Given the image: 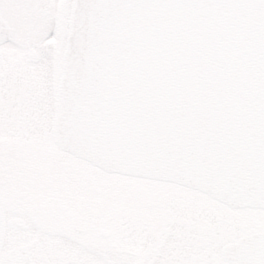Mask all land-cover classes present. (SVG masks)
Here are the masks:
<instances>
[{"label": "water", "instance_id": "water-1", "mask_svg": "<svg viewBox=\"0 0 264 264\" xmlns=\"http://www.w3.org/2000/svg\"><path fill=\"white\" fill-rule=\"evenodd\" d=\"M70 8L53 143L108 175L264 211V0ZM12 36L0 18V46ZM7 227L24 228L0 208V256ZM221 258L264 264V234L225 246Z\"/></svg>", "mask_w": 264, "mask_h": 264}, {"label": "rangeland", "instance_id": "rangeland-1", "mask_svg": "<svg viewBox=\"0 0 264 264\" xmlns=\"http://www.w3.org/2000/svg\"><path fill=\"white\" fill-rule=\"evenodd\" d=\"M71 4L55 0L50 15L43 14L47 9L15 3L1 6L15 33L0 47V197L16 211L32 210L29 201L55 208L66 205L97 248L60 249V238L49 234L46 224L41 230L32 218L18 215L29 228L5 233L0 264H57L51 256H62L63 251L68 252L65 264H224L219 254L223 246L249 229L264 232V211H231L175 185L106 175L65 156L53 144L48 126L68 28L58 24L54 42L42 43L35 32L40 26L52 29L56 9L64 8L69 17ZM32 50L40 55L38 63L28 59ZM44 172L51 175L50 188L42 186ZM59 176L65 182L60 188L63 200L54 195ZM29 177H34L29 195L14 196L8 179H17L24 192ZM102 232L109 241L96 238Z\"/></svg>", "mask_w": 264, "mask_h": 264}, {"label": "flooded vegetation", "instance_id": "flooded-vegetation-1", "mask_svg": "<svg viewBox=\"0 0 264 264\" xmlns=\"http://www.w3.org/2000/svg\"><path fill=\"white\" fill-rule=\"evenodd\" d=\"M0 10H1V6H0ZM56 10L58 12L56 14L55 13L53 14L54 15V18H53V22H52V25H51V28H52L51 30L52 31H53V29L57 28V25L58 24L62 25L63 27H66V28H67V24H68V20H66L67 19L66 18L67 17V13L65 12L64 8L61 9V12L58 9H56ZM43 14L50 15L52 13H51V11L49 9H47L46 12H43ZM68 16H69V14H68ZM0 18L13 31V36H12V39H13L14 33H15L14 32V29L9 26L8 22L6 21V19L2 16L1 12H0ZM67 33H68V31H67ZM55 37H56L55 35L52 37L53 42H54V38ZM8 43H6V44H8ZM6 44H4V45H6ZM4 45H2V46H4ZM2 46H0V47H2ZM31 55H34V58H30ZM53 55L54 56L55 55L57 56L58 53L53 52ZM28 59H29L30 62L38 63V61H39L38 59H40V55L36 51H33L32 50V51L29 52V58ZM52 107H53V103H52ZM52 116L50 117V120H49V126H48L49 129H51V119H52ZM50 133H51V130H50ZM51 139H52V135H51ZM58 150L62 154H64L65 156H69V155L63 153L62 150H60V149H58ZM40 177L42 179V186L44 188H50V182L52 181V180H50L51 175L49 173L47 174V172H44L42 175H40ZM32 178H34V177H29L27 179L30 182V184H27V186H28L27 189L28 190H26L24 192L22 190L21 184H19L18 186L16 185V182H19L17 179L15 181L14 179L9 178L8 179L10 181L9 183L12 184V186H14L13 187L14 189L12 190V194H14V196H20L21 194L23 195V193H24L26 196H28L29 195V189L33 186L31 184V181H30V179H32ZM56 181H59L60 183H57L56 184L58 186V189H55L54 190L55 191V194L54 195L55 196H58L59 195L60 198L63 200V195L61 194V192L63 190H61L60 188L61 187H64L65 182H63V180L60 179V176H59V178ZM56 190H57V192H56ZM8 199H13V196L10 197V198H8ZM9 202H10L9 200L2 199L0 197V208L3 210V212L5 214L6 223H8V222H17V223L22 224L24 228H21V230H19L17 232L15 229H11V228L7 227V229H6V232L7 233L9 231H14L16 233H20V232H24L25 233L26 232V229L29 228L28 227V224L25 223L26 221L21 220V219H19L17 217H18V215H27L29 218H32L31 219L32 223L34 225L40 227L41 230H44L45 229L42 224H46V226L48 227V231L47 232L49 234H51L53 237L60 238L59 240H56V242L58 243L57 244L58 245V248H60V249L67 250V248H71L72 245H75V247H81V248H91V249L97 248V246H95V243L94 242H90L89 240H87L89 232L86 230L85 227H83L79 223V221L77 220L78 217L77 216H74V214L69 210V208L66 205H63V204L60 203V205H58L57 208H55V206H53V205H49V206L46 205L47 206L46 207V206L34 204L32 201H29L30 203H32V210H29L26 207V209H24V211L23 210L20 211V209H18V211H16L17 207L14 208V206H13L14 210H10L8 208V206L11 205ZM248 231H249V233L243 234L239 238H241V237H248V236H251V235H257V234H260V233L261 234L264 233V232L257 231V230H253V229H249ZM103 234H105V235H103ZM95 236H96V238H104V239H107L109 241L108 234L105 233V232L96 234ZM239 238H237L235 240V242L238 241ZM87 243L88 244L91 243L92 244L91 247ZM96 245H97V243H96ZM226 245H228V244H226ZM116 252L119 253L117 250H116ZM63 254L64 255H62V256L61 255L52 254L51 260H53V262H55L57 264H65L66 261H67L68 252L67 251H65V252L63 251ZM222 262L224 264H227L224 261H222ZM157 263H159V261H157ZM201 264H206V263L202 262Z\"/></svg>", "mask_w": 264, "mask_h": 264}, {"label": "snow or ice", "instance_id": "snow-or-ice-1", "mask_svg": "<svg viewBox=\"0 0 264 264\" xmlns=\"http://www.w3.org/2000/svg\"><path fill=\"white\" fill-rule=\"evenodd\" d=\"M9 3H15L21 8L35 9L42 12L53 6L55 0H0V6H7ZM35 35L43 43L51 40L54 32L47 27L40 26L36 30Z\"/></svg>", "mask_w": 264, "mask_h": 264}]
</instances>
